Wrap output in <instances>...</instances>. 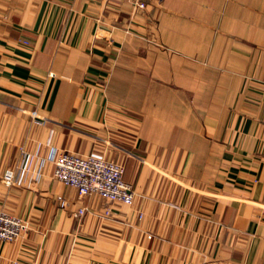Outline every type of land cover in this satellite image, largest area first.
I'll return each mask as SVG.
<instances>
[{"label": "crops", "instance_id": "obj_1", "mask_svg": "<svg viewBox=\"0 0 264 264\" xmlns=\"http://www.w3.org/2000/svg\"><path fill=\"white\" fill-rule=\"evenodd\" d=\"M53 151L123 164L134 205ZM0 212L28 227L0 264H264V0H0Z\"/></svg>", "mask_w": 264, "mask_h": 264}, {"label": "built area", "instance_id": "obj_2", "mask_svg": "<svg viewBox=\"0 0 264 264\" xmlns=\"http://www.w3.org/2000/svg\"><path fill=\"white\" fill-rule=\"evenodd\" d=\"M144 9L149 3L161 7L163 0H125ZM49 160L54 163V177L66 187L77 190L80 197L97 195L112 204L133 206L135 191L124 181L125 167L97 154L58 153L53 151ZM3 183L10 187L15 183V172L7 170ZM81 209L77 216L81 217ZM110 214L109 211L106 215ZM28 227L24 220L6 212H0V243H12L20 239Z\"/></svg>", "mask_w": 264, "mask_h": 264}]
</instances>
